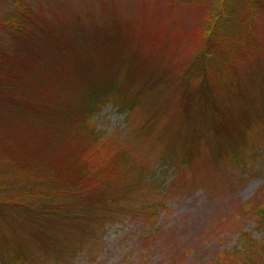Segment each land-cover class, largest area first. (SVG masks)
I'll use <instances>...</instances> for the list:
<instances>
[{
	"label": "rangeland",
	"instance_id": "rangeland-1",
	"mask_svg": "<svg viewBox=\"0 0 264 264\" xmlns=\"http://www.w3.org/2000/svg\"><path fill=\"white\" fill-rule=\"evenodd\" d=\"M246 1L209 44L220 0H0L22 59L0 124L35 134L0 132V264H264V0Z\"/></svg>",
	"mask_w": 264,
	"mask_h": 264
},
{
	"label": "trees",
	"instance_id": "trees-1",
	"mask_svg": "<svg viewBox=\"0 0 264 264\" xmlns=\"http://www.w3.org/2000/svg\"><path fill=\"white\" fill-rule=\"evenodd\" d=\"M220 1L223 2V8L220 9L219 11H214L213 13H211L209 16V20H207V32L209 35V44H210V37H213V35L218 34V32L216 33L215 31H213V29L214 30L216 29L219 31L225 29L227 27V22L230 23L229 21L230 18L232 19L234 18L231 16V12L234 9V5H233L234 0H220ZM246 2H247L246 0H242L241 6L246 4ZM222 19L226 21L225 25L220 23ZM235 20L238 24H242L237 20V16ZM250 24H251V21H248L245 27L244 25H241L242 27L246 28V31H235L236 33L233 32V35L236 34V37H237L236 41L234 42L233 40L230 41L234 43L233 46L239 47L240 49H244V50L246 49L247 42L242 41V37L246 36L248 38L251 35L252 36L254 35L253 29L249 28ZM17 32H20V31H17ZM243 33H248L249 35H245ZM204 54L205 55L207 54V49H205ZM13 56L17 57L18 60L13 59ZM21 60L22 59L19 58L18 53L9 55L6 51H4V53L1 54V50H0V86L2 89L5 88V90H7V95L9 94L8 90H12L16 88L18 85L19 72L22 67ZM10 101L11 103H14L17 105L16 108L18 110H23L29 115H35L38 113L42 114V104H37L33 99L30 100L29 98L25 97L23 94H16L15 96H11ZM203 110H207V109H204L203 107ZM13 119L15 120V122H12L11 120L7 122L1 121L2 124H0V132L1 130H3L5 133L7 132V135L9 137L12 135H16V134L22 135V133H25L23 131V125L21 122H18L17 117ZM35 122L38 124V128L41 131V133H42V124L44 126H47L52 123V121L42 123V118L41 119L37 118ZM25 134L35 136V134H33V131L32 133L28 132ZM3 146L5 148L6 153H12L8 151L7 143H5ZM24 148H28V149H25L19 155H23L24 153L29 155L26 159L28 161L34 158L36 154L39 152V146L37 148H30V147H24ZM17 162H20V161L17 160ZM32 166H34V164H31V163L23 165V167L29 168L27 170H24V172L28 176L32 177V179L34 180V183L42 184V173H40L35 166H34V169L30 168ZM34 207H35L34 205H30V208H34ZM44 207L45 205L42 208H38L36 213L42 214L45 211V209H43Z\"/></svg>",
	"mask_w": 264,
	"mask_h": 264
}]
</instances>
